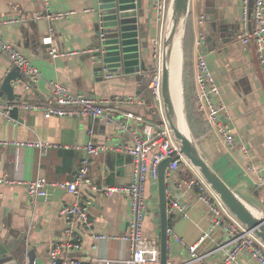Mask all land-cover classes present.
Wrapping results in <instances>:
<instances>
[{
	"label": "crops",
	"instance_id": "crops-1",
	"mask_svg": "<svg viewBox=\"0 0 264 264\" xmlns=\"http://www.w3.org/2000/svg\"><path fill=\"white\" fill-rule=\"evenodd\" d=\"M142 10L140 23L146 36L144 60L147 67H156L152 49L153 42L160 36L162 21L152 9L151 0H142ZM60 11H72L73 14L54 20L37 18L39 14ZM96 13L97 0H48L46 4L41 0H0L2 42L20 51L41 73V77L33 82L34 86H22L18 91L21 94L18 103L52 102L50 83L54 82L70 93L88 95L111 114L104 124L94 128L91 117L52 115L44 118L40 110L20 109L14 119L0 113V181L30 182L37 177H44L49 182L70 180L86 152L66 147L83 146L88 141L104 146L106 150L93 158L90 165V176L97 189L84 188L81 199L92 201L88 212L89 230L121 237L128 231L129 199L120 192L106 195L104 190L129 183L132 158L122 148L132 146L131 132L136 123L125 120L124 116L129 112L143 113L146 109L151 112V105L145 107L144 98L149 94L143 90V78L138 74L102 77L96 72L93 59L99 37ZM241 13V0H190L184 41V112L190 135L202 157L228 185L246 193L264 208V183H258L247 170L248 163L264 170V70L254 44H244L240 40L242 33L250 31L252 26L251 22L242 23ZM201 16L203 23L199 24ZM49 30H52L53 47L68 55L51 57L50 46L42 42ZM201 32L204 59L220 90V101L227 107L226 123L235 140L232 148L224 145L206 116L195 110L194 40ZM11 68L9 59L0 51V84ZM118 99L124 103L119 104ZM119 123H125L126 129L120 130ZM34 140L62 148L51 147L40 155L35 147L16 148L2 143ZM187 173V169L181 167L166 182L172 192L170 198L188 206L185 216L173 215L175 221L170 227L179 239L168 237L167 259L174 264L189 261L187 246L198 240L210 220L206 206L195 199L194 193L178 186ZM46 191L45 199L30 200L24 185L0 184V216L6 218L15 236L21 232L27 244L35 248V264H49V250L66 239L65 221L60 210L74 201L63 189L48 187ZM155 196L157 198L156 184L147 183L145 197L149 212L144 219L142 236L159 245ZM89 230L74 232L73 238L81 247L71 252V257L86 264H97L94 259H122L129 254L130 246L124 240L94 241ZM208 249L214 247L205 242L197 248V253H206ZM221 255L214 251L205 262L217 264ZM232 264L258 263L246 254H240Z\"/></svg>",
	"mask_w": 264,
	"mask_h": 264
},
{
	"label": "built area",
	"instance_id": "built-area-1",
	"mask_svg": "<svg viewBox=\"0 0 264 264\" xmlns=\"http://www.w3.org/2000/svg\"><path fill=\"white\" fill-rule=\"evenodd\" d=\"M44 4L48 0H41ZM152 9L157 17L164 21L169 0H151ZM241 0V21L243 24H252L250 31H244L240 38L244 44L253 43L259 64L264 70V0ZM72 11H60L49 13L47 15L39 14L37 18H46L49 20L69 17ZM203 23V17L199 18V24ZM1 24V22H0ZM42 42L50 46L51 57L66 56L69 53L58 52L53 47L52 30L42 39ZM195 46V84L194 104L197 113L206 116L207 121L215 127L216 132L221 137L224 145L232 148L235 140L232 129L227 125L228 118L227 107L220 101V90L216 85L211 71L204 59V36L202 32L194 40ZM161 50V41L157 38L153 42L152 55L155 58L156 69L152 79L149 82V90L152 93L153 104L150 106L151 115L157 116L158 120L144 118L141 115L126 113L125 120H132L136 123V128L131 132L133 144L130 147L122 148V151L132 158V171L130 181L127 185L120 188H106L104 193L111 195L115 192L127 195L130 203L128 231L125 235L109 236L95 233L91 230V223L88 219L89 208L92 204L91 199H81V192L84 188L96 191L90 176V165L93 158L100 152L106 150L104 146L96 145L88 141L83 146H64L68 149L85 150L86 156L82 158L76 168L72 179L59 182H49L44 177H37L30 182H12L0 181V184L24 185L30 200L47 196L48 187H56L69 193L74 201L63 206L60 214L65 221L64 234L66 239L55 244L49 250V264H86L78 258L71 257L69 254L80 249V243L73 238L76 230H89L90 236L94 241H105L108 239H121L130 246L129 254L122 259L99 258L93 262L97 264H160L159 245L153 241L146 240L142 236L144 219L149 207L145 197L147 183L156 184L158 176V166L165 158H170V162L165 170L167 179L184 167L187 169V175L182 179L178 186L185 187L194 193L195 199L203 203L209 214V225L202 231L198 240L187 246L190 259L186 264L198 262L208 264L205 258L212 252H220L221 259L217 264H232L238 255L246 254L258 264H264V243L258 239L254 233L247 230L226 208L218 196L211 190L205 180L198 172L187 162L186 158L180 152V149L173 139L168 124L163 115L161 103V76L159 67V54ZM0 51L8 56L12 63L17 66L23 76L32 82H36L41 73L33 67L28 59L17 49L2 42L0 38ZM109 77V76H107ZM51 101L46 104H20L18 102H5L0 99V113L4 117L9 116L13 108L19 110H40L44 118L50 116H77V117H100L111 118L109 111L102 108L100 102L84 93H70L61 84L51 82ZM118 103H124L118 99ZM119 129L125 130L126 124L119 123ZM16 148L35 147L39 149L40 155H44L48 148H62V146L34 141H12L2 142ZM241 150L245 151L243 147ZM247 170L252 174L258 183H264V170H259L253 163L247 164ZM172 192L167 188L166 183V208L167 215L185 216L187 204L170 198ZM167 236L179 239L173 234L172 230L167 228ZM207 242L214 249H208L206 253L198 254L197 248ZM166 264H174L171 260Z\"/></svg>",
	"mask_w": 264,
	"mask_h": 264
},
{
	"label": "water",
	"instance_id": "water-1",
	"mask_svg": "<svg viewBox=\"0 0 264 264\" xmlns=\"http://www.w3.org/2000/svg\"><path fill=\"white\" fill-rule=\"evenodd\" d=\"M190 0H169L161 39V103L163 115L171 135L187 162L205 180L229 212L264 243V208L249 195L228 185L199 153L186 122L184 112V41ZM142 0H97L96 31L99 35L94 46L95 70L103 76L147 75L144 60L146 36L140 18ZM219 34V30H218ZM256 53V52H255ZM4 56L8 58L7 55ZM12 64L0 84V99L19 102L22 86H34L21 70ZM177 70V74H176ZM172 72L180 93L177 114L172 97ZM19 109L9 112L17 119ZM93 127L104 124L105 118L91 119ZM170 158L158 166L156 181L159 216V262L166 264L168 252L167 198L165 170ZM1 214V213H0ZM35 248L28 245L23 234L10 231L6 218L0 216V264H35Z\"/></svg>",
	"mask_w": 264,
	"mask_h": 264
},
{
	"label": "trees",
	"instance_id": "trees-1",
	"mask_svg": "<svg viewBox=\"0 0 264 264\" xmlns=\"http://www.w3.org/2000/svg\"><path fill=\"white\" fill-rule=\"evenodd\" d=\"M155 69H156V67H154V66H148L147 75L142 77L143 78L142 80H143V90L144 91L145 90L150 91L148 85H149V82L155 73ZM144 101H145V105H146L145 107L153 104L152 96H147V97L145 96ZM150 114H151V112H149V110L146 109L145 112L139 113L138 115H141L144 118H151L152 120H154V119L158 120L157 116H155V117L152 115L150 116ZM174 221H175V217L171 214H168L167 215V225L169 228L171 227V225Z\"/></svg>",
	"mask_w": 264,
	"mask_h": 264
},
{
	"label": "bare ground",
	"instance_id": "bare-ground-1",
	"mask_svg": "<svg viewBox=\"0 0 264 264\" xmlns=\"http://www.w3.org/2000/svg\"><path fill=\"white\" fill-rule=\"evenodd\" d=\"M160 63H161V50L159 54V67H160ZM176 74H177V70H176ZM172 97L175 103L176 112L178 114L180 110V93L178 87H176L175 85L174 72H172Z\"/></svg>",
	"mask_w": 264,
	"mask_h": 264
},
{
	"label": "rangeland",
	"instance_id": "rangeland-1",
	"mask_svg": "<svg viewBox=\"0 0 264 264\" xmlns=\"http://www.w3.org/2000/svg\"><path fill=\"white\" fill-rule=\"evenodd\" d=\"M164 23H165V19H164V21H162V29H161V33H160V36H159L160 41L162 39V32H163ZM148 94H149V96H152V93L150 91H148ZM153 202H154L155 205L157 204L156 196L153 198Z\"/></svg>",
	"mask_w": 264,
	"mask_h": 264
}]
</instances>
